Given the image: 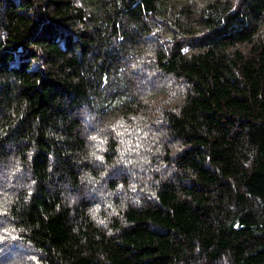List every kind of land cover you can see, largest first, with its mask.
<instances>
[{"label":"trees","instance_id":"obj_1","mask_svg":"<svg viewBox=\"0 0 264 264\" xmlns=\"http://www.w3.org/2000/svg\"><path fill=\"white\" fill-rule=\"evenodd\" d=\"M0 264H264V0H0Z\"/></svg>","mask_w":264,"mask_h":264}]
</instances>
